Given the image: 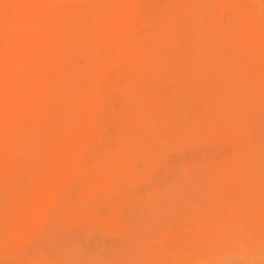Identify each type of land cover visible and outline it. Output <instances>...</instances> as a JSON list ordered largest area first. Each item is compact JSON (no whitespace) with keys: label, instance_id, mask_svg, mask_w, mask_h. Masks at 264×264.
I'll use <instances>...</instances> for the list:
<instances>
[{"label":"rangeland","instance_id":"374dc122","mask_svg":"<svg viewBox=\"0 0 264 264\" xmlns=\"http://www.w3.org/2000/svg\"><path fill=\"white\" fill-rule=\"evenodd\" d=\"M0 264H264V0H0Z\"/></svg>","mask_w":264,"mask_h":264},{"label":"bare ground","instance_id":"6f19581e","mask_svg":"<svg viewBox=\"0 0 264 264\" xmlns=\"http://www.w3.org/2000/svg\"><path fill=\"white\" fill-rule=\"evenodd\" d=\"M98 19H99V18H98ZM207 114H208V113H207ZM203 127H205V126H203ZM154 130H155V129H154ZM154 130H153V131H154ZM153 131H152V132H149L150 134L152 133L149 137L152 138V136H153V137H155V139H156V136L154 135ZM154 132H155V131H154ZM148 135H149V134H148ZM155 139H153V141H154ZM149 141L152 142V139H149ZM146 145H147V144H146ZM151 145H152V144H151Z\"/></svg>","mask_w":264,"mask_h":264}]
</instances>
